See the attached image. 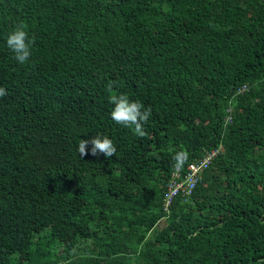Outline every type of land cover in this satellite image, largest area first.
<instances>
[{"label": "trees", "instance_id": "obj_1", "mask_svg": "<svg viewBox=\"0 0 264 264\" xmlns=\"http://www.w3.org/2000/svg\"><path fill=\"white\" fill-rule=\"evenodd\" d=\"M0 87V264H264V0H0ZM181 149L177 181L207 165L165 210Z\"/></svg>", "mask_w": 264, "mask_h": 264}, {"label": "clouds", "instance_id": "obj_2", "mask_svg": "<svg viewBox=\"0 0 264 264\" xmlns=\"http://www.w3.org/2000/svg\"><path fill=\"white\" fill-rule=\"evenodd\" d=\"M34 43L35 36H30L23 23L15 26L6 38L7 47L14 53L16 61L21 65L28 62ZM113 84L114 82H109L106 89L109 92L108 102L114 105L110 112L111 119L125 127L132 128L134 126V133L144 137L146 133L143 131V124L148 121L151 108L144 109V106L139 102L130 101L126 94L115 93ZM7 94L5 88L0 87V98ZM88 144L92 145L91 155L93 156L102 153L105 157H112L116 154V147L107 136L96 135L91 140H80L77 151L81 156L88 154L86 152V145ZM188 155V152L184 149L176 152L173 156L174 167L182 168L188 161Z\"/></svg>", "mask_w": 264, "mask_h": 264}, {"label": "built area", "instance_id": "obj_3", "mask_svg": "<svg viewBox=\"0 0 264 264\" xmlns=\"http://www.w3.org/2000/svg\"><path fill=\"white\" fill-rule=\"evenodd\" d=\"M246 89L245 86H243L241 89H238L235 93H241ZM213 153H210L209 160L211 159V155ZM208 161V160H207ZM207 162L206 160L200 161L195 166H189L186 170V174L183 179H180V181H177V179L181 178V169L175 167L174 172L171 175L170 184L168 186V189L165 193L164 201V209L167 210L169 205L171 204L172 199L178 194V192L182 191L187 194L192 191L196 183L201 179L202 172L206 168Z\"/></svg>", "mask_w": 264, "mask_h": 264}, {"label": "bare ground", "instance_id": "obj_4", "mask_svg": "<svg viewBox=\"0 0 264 264\" xmlns=\"http://www.w3.org/2000/svg\"><path fill=\"white\" fill-rule=\"evenodd\" d=\"M196 164H197V163H191V164H189V165L186 166V169H187L189 166H195ZM203 172H204V171H203ZM203 172H202V173H203Z\"/></svg>", "mask_w": 264, "mask_h": 264}]
</instances>
